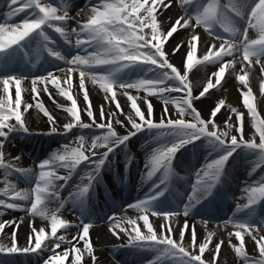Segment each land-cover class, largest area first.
I'll list each match as a JSON object with an SVG mask.
<instances>
[{
    "label": "snow or ice",
    "instance_id": "1",
    "mask_svg": "<svg viewBox=\"0 0 264 264\" xmlns=\"http://www.w3.org/2000/svg\"><path fill=\"white\" fill-rule=\"evenodd\" d=\"M177 3L183 14L166 16ZM85 14L86 19L77 18ZM210 65L215 70L209 73ZM256 65L260 99L254 103L250 77ZM193 68L205 71L206 83L198 94L189 79ZM226 72L235 75L246 112L229 105L221 130L215 118L225 101L215 103L207 118L196 105L212 95L210 90L223 87ZM87 84L103 93L98 116ZM81 93L86 102L82 108L77 103ZM41 94L70 117L62 128L39 100ZM57 96L70 105L57 103ZM154 100L159 102L158 114ZM258 103L264 104V0H88L84 7L75 0H0V216L23 211L50 221V231L47 225L37 228L29 222L21 246L17 229L25 218L0 220V234L8 240L0 242V264H18L20 256L37 257L42 264H98L90 236L97 189L106 177L121 187L126 178L131 183L134 169L142 184L151 183L143 196L126 202L124 210H134L135 218L106 217L108 231L123 241L113 246L114 264H120L115 259L120 249L152 253L146 264H218L225 240L214 242V231L198 239L189 218L201 216L207 225L210 217L205 214L218 199H227L230 177L241 162L250 169L249 177L258 169L264 173V115ZM33 107L51 125L43 135L72 134L77 146L62 144L35 168H27L16 163L20 156L6 159L5 145L33 135L26 118ZM246 118L252 129L248 138ZM141 137L143 172L130 148ZM200 149L207 156L193 169L189 153L195 156ZM81 165L87 170L84 175L77 171ZM60 169L66 174L60 175ZM180 170L192 171L194 181ZM74 175L80 183L62 198ZM12 176L26 187L18 188ZM184 185L183 191L177 187ZM242 191L246 202L223 220L233 229L227 233V246L243 264H264V174L246 182ZM53 203L58 206L50 208ZM65 212L75 214L78 223ZM150 217L160 219L158 229ZM6 226L12 229L10 235ZM72 229L76 234L67 235ZM246 239L254 242L259 258L249 255Z\"/></svg>",
    "mask_w": 264,
    "mask_h": 264
},
{
    "label": "bare ground",
    "instance_id": "2",
    "mask_svg": "<svg viewBox=\"0 0 264 264\" xmlns=\"http://www.w3.org/2000/svg\"><path fill=\"white\" fill-rule=\"evenodd\" d=\"M81 1L82 0H75L76 5ZM94 2H96V0H93V3ZM225 2H226V0H225ZM177 12H179V14H181V15L183 14V11L181 9H179L178 3L176 5H174L171 10H169L167 13H165V15L171 17V16H175L177 14ZM70 14L75 17L77 15L76 9L73 8ZM77 18L78 19H86V14L83 18H80V17H77ZM176 39L179 40V39H182V37L177 36ZM226 59H228V58H226ZM174 61L177 64H179L180 63V57L179 56L175 57ZM214 70H215V66H212V65H210L209 68L207 69V71L209 73L211 71H214ZM259 77H260L259 65H256V67L253 71V74L250 77V85H251L253 93H254V103H257V101L260 99ZM189 79L192 80L194 91L198 94V91L200 89H202V87L206 83L205 71L204 70L198 71L197 68H193L189 72ZM225 80H226V83L224 81H222V84L224 85L223 87H219V86L217 87V89L222 88L218 93H216L214 95V93L217 89L210 90L212 95L209 96L208 94H206V98H202L203 103L197 102V105H196L198 107V109H203V111H206L207 113H205V117H208L210 114V109L214 106V104L217 103L221 99L224 100L225 105L222 108V112L218 113L217 117H216L217 122L219 123V125H221L222 128H223V122L225 121V119L227 118V115L229 114L228 110H227L229 105L231 107H236L239 110L246 112V109L242 105V100H241V95H240V90H239L240 86L238 84V81L235 78V75H229L226 72ZM74 83H75V77H74ZM26 84H28L30 87L29 82H26ZM87 89L89 91V100L92 103L93 110H94V112H96V114L98 116L99 105L101 103H105V101L103 100V93L100 92L98 89L94 90L91 84H87ZM25 98L28 99L29 103H35L31 99L30 96H25ZM39 100L43 101L45 107L54 116V118L56 119L57 123L61 126V128H62L64 123L68 122V120L70 119L68 114L65 113L61 108H56V106L52 103V101L48 98V96L46 94H41L39 96ZM125 100H126L125 97H121L120 103L122 105H125ZM56 101H57V103L70 105V102L66 101V99L63 97L57 96ZM77 103H78V107H81V108L84 107L86 102L83 101V93L80 94V96L77 100ZM153 103L155 105V110L158 114L160 111L159 102L154 100ZM106 107H107V104H106ZM111 107L113 110H115V104L114 103L111 105ZM257 107H258V111H260V113L264 115V104L258 103ZM128 110H129L128 107L124 106V111L127 112ZM26 118L28 119L29 127H30V130L32 131L33 135L29 136V137L18 136V137L14 138L12 143L6 144L5 145L6 159H10V158L15 157V156H20L21 159L18 162H16V163H18L19 166L27 167V168H35L36 166H30L28 164V162H29L28 160H30V159H32L33 161H35V160L33 158L29 159V157L28 158L26 157L28 160L26 158H24V156L21 155V153L19 152L20 149L25 148L26 146H28V144L29 145L32 144L33 140L37 139V141L34 144L37 150L48 149V151L52 152L54 150L59 149L62 144L47 147V146H50L49 145L50 139L52 137L63 138L65 136L43 135L42 133L47 132L50 129L51 125L47 122V117H45L43 115V113H41L35 107H33L32 109H29V113L26 114ZM81 118H82V120L87 122L86 113L81 112ZM12 122L14 123V121H12ZM117 128L119 130V126H117ZM251 131H252V129L248 125L247 118H246V121H245L246 138L250 137ZM73 132L76 133L77 136L81 134L79 132V130H77V129H73ZM83 134L86 137H88V135H89L87 130H85ZM71 135L72 134H68V136L65 138L69 139V138H71L70 137ZM40 140H42L45 143L38 144V142L40 143ZM257 140H258V138H257ZM75 141H76V136L72 137L70 140H68V142H65L63 144L72 143L73 146H77ZM143 142H144V139L142 141H140L139 143H135L134 145H130L132 152L136 155L137 159L140 161V167H139L140 172L144 171L143 159H144L145 149L141 148V144H143ZM43 144H46V146H45L46 148L43 147ZM154 146L155 145L149 146L147 150L150 151L151 147H154ZM43 150H42V152H43ZM201 151L205 153L203 155V158H201V159H199L197 157V155L192 156L191 153H189V161H190L191 166H193V169H198L199 167H201L203 165V163L205 161V157L207 156V151L205 149L198 150V152H201ZM48 156H46L44 158H47ZM40 158H42V160H43V156L40 155L39 158H36L38 160L36 162L39 163L41 161ZM185 166L187 167L188 164L186 163ZM249 170L250 169L248 168V166L246 164H244L243 162H241L240 166L233 171V174L230 177V186L228 187V190H227V194H232V193L237 194V197L234 199L232 198V200L230 201V202H232V204L233 203L236 205L240 204L239 200L241 201V197L244 195L242 189L245 187L246 182H248L247 180L252 178L253 175L255 174V173H253L252 176L249 177L248 176ZM77 171L80 173V175H84L87 170L84 169L83 165H82L80 168H78ZM184 173H185V171L180 170L181 175H185ZM59 174L65 175L66 170L60 169ZM137 175H139V173L134 169L132 172V175H131V180H132L133 176H137ZM187 176H188V179L190 181H194L195 176H194V174H192V171H190L189 175H187ZM3 179H4L3 171L0 170V188H2L4 186L3 185ZM9 179L12 180L13 182H15L17 184L18 188L26 187V185L23 183V181H16L14 176L9 177ZM79 183H80L79 176L74 175L73 181L71 182L72 186L67 187L66 190L62 191L60 193L61 197L66 198L69 195V192L74 191L76 188V185ZM148 183L150 184L151 181H148ZM111 185L113 186V185H118V184H116V182L114 180H110L106 177L104 186L98 188L97 191L100 189H103V188L104 189L108 188ZM128 185L129 186L131 185V183L128 182V178L125 179V183H124L123 187L118 185L121 188H123L122 198L125 201L123 204H121V203L115 204L114 207L113 206L111 207L110 214H108V212H107L104 215H100L101 218H99V216H93L92 217V219L94 221V227L92 229H90V236H91V239L93 242V246L96 250V255L98 257V264H114V257H113L114 247L113 246L119 245L120 243L123 242V241H117L111 235V233L108 231L109 224H108V221L106 220V217L109 215L115 214V215L120 216V217L131 216L132 218H135L137 215V213H135L134 210H132V209H127V211L124 210L126 208V202L135 201V199L137 198V197H133L130 195ZM177 187L179 188L180 191H183L184 187H186V185L177 186ZM113 201L114 200L112 199L111 205H112ZM223 201L222 200L216 201V203L218 204V207H217V205H214V207H212V205L210 206L213 208V210H216V213H214V216L210 217L207 225L204 224L203 218L201 216H196L194 219L189 218V224L195 225L197 235H198V239H203V237L207 234L208 231H214L216 233V236L213 238L214 242L218 241L219 239L225 240V245L222 246L221 254L218 257V264H243V262L241 260H239L238 257L235 256L234 251L227 246V233H228V231H232L233 229H232L231 224L225 226L223 223V220L230 217L232 215V213L235 211V208L234 209L232 208V210H229V208L232 206L227 207V205L225 203H223ZM57 206L58 205L55 203L49 205L50 208H55ZM121 206H124V207H121ZM173 206H175V203L173 204ZM96 209H99L98 205H96ZM220 210L224 211V212H220ZM228 210H229V212H228ZM0 211H2V209H0ZM231 211H232V213H231ZM237 215H241V214H237ZM64 216L67 219L73 221L74 223H78V218L76 217L75 214L70 213V212H65ZM17 217H24L26 220V223L22 224L20 226V228L17 229L18 244L21 246L25 244V241L27 239V236H28V233L30 230L29 226H28L29 222L34 224L37 228L47 225L46 230L50 231V221H45L40 217L33 218L31 216H26L25 212H23V211H15V212L8 211L3 216H0V220H12V219H16ZM182 219H183V217H181V220ZM150 221L153 222L154 227H156L158 229L159 224H160V219L155 218V217H150ZM217 221H219V222H217ZM139 223L142 225V221H139ZM141 230L143 231L144 229L142 228ZM5 231L7 233H9V235H10L12 229L8 228L6 226ZM58 234H60V232H58ZM74 234H76V230L72 229L71 233L67 234V235L71 236ZM2 235L3 234H0V242L8 243L7 239H2ZM174 238H175V234H174ZM188 239H189L188 232H186V234H185V242L186 243H187ZM246 243H247V245H249V241H247V239H246ZM246 250L248 251L249 255L253 256L254 258H259L258 249H254V247L248 246V247H246ZM149 256H153V254L152 253H144L143 255H136V254H132L128 250L120 249L119 251L116 252L115 259H118L120 261V264H146V261L148 260ZM23 257H25V256H23ZM205 257H207V253H205ZM25 258H26V260L24 262H22L21 264H37L38 262L40 264H42V259H38L37 257H31V258L25 257ZM151 258H149V259H151ZM86 259H87V257H86ZM66 264H68L67 261H66Z\"/></svg>",
    "mask_w": 264,
    "mask_h": 264
},
{
    "label": "rangeland",
    "instance_id": "3",
    "mask_svg": "<svg viewBox=\"0 0 264 264\" xmlns=\"http://www.w3.org/2000/svg\"><path fill=\"white\" fill-rule=\"evenodd\" d=\"M92 3H93V0H92ZM94 3H96V2H94ZM93 3V4H94ZM88 4V0H82L81 2H79L77 5H79V6H81V7H84L85 5H87ZM90 6V5H89ZM85 15H82V16H80V18H83ZM191 79V78H190ZM192 81V80H191ZM224 86V85H223ZM222 88H219V89H217L216 91H215V93H214V95L216 94V93H218L220 90H221ZM205 113H207L206 111H202V115L205 117ZM207 115V114H206ZM261 115H263V114H261ZM205 118H207V117H205ZM215 120H216V118H215ZM216 123L217 124H219L218 122H217V120H216ZM221 130H223V128L221 127ZM71 138L72 137H74V135H71L70 136ZM71 138H69V139H67L66 141L68 142V140H70ZM62 139H65V138H62ZM144 138L143 137H141L136 143H139L140 141H142ZM20 153H21V155H23L24 156V158H25V154L23 153V151H20ZM47 153H48V151H47ZM198 154H201V153H203V152H197ZM44 154H45V157H46V152H43V156H44ZM205 153H203L202 154V156L204 155ZM27 155V154H26ZM202 156H201V158H202ZM43 159H45V158H43ZM28 164L30 165V166H35V164H36V162L35 161H33V160H29V162H28ZM82 166V165H81ZM80 166V167H81ZM262 174H264V173H261L260 175H262ZM260 175H259V177H260ZM172 200H173V202L175 203V200L173 199V198H171ZM173 203V204H174ZM207 217H211V216H214V213L213 212H211V213H206L205 214ZM212 221V220H211ZM217 222H219V221H217ZM221 223V222H220ZM248 246H252V247H254V242H250L249 241V245H247V243H246V247H248ZM126 255V254H125ZM25 260V257H23V256H20L19 257V260H18V264H21L22 263V261H24ZM37 264H40L39 262L37 263Z\"/></svg>",
    "mask_w": 264,
    "mask_h": 264
}]
</instances>
